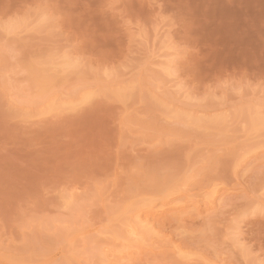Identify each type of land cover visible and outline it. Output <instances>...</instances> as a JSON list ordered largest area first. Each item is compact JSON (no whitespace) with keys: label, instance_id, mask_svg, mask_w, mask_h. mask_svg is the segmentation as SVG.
I'll return each instance as SVG.
<instances>
[{"label":"rangeland","instance_id":"1","mask_svg":"<svg viewBox=\"0 0 264 264\" xmlns=\"http://www.w3.org/2000/svg\"><path fill=\"white\" fill-rule=\"evenodd\" d=\"M0 264H264V0H0Z\"/></svg>","mask_w":264,"mask_h":264},{"label":"bare ground","instance_id":"2","mask_svg":"<svg viewBox=\"0 0 264 264\" xmlns=\"http://www.w3.org/2000/svg\"><path fill=\"white\" fill-rule=\"evenodd\" d=\"M215 190V189H214ZM217 190V189H216ZM212 192V191H211ZM214 193V195L216 194V191L215 192H213ZM213 193L211 194L210 193V197L212 198L214 195H213ZM213 195V196H212ZM217 196V195H216ZM215 197V196H214ZM212 199H214V198H212ZM212 199H210V201L209 202H212L213 200ZM209 200V199H208ZM212 200V201H211ZM151 207H153V206H151ZM149 207H147V209H148ZM163 208V207H162ZM162 208H160V210H162V211H164ZM154 210H157V209H154ZM148 212H149V215H145V216H143L142 214H141V212L140 211H138L136 214H137V216H136V219H135V221H137L136 223V226L137 227H139V228H141L142 229V231L144 232V234L146 233V234H151V231H153V221H152V218L154 219V216H155V214H154V216H153V214H150V212L152 211V208H150V211H149V209L147 210ZM145 212H146V210H145ZM161 212V211H160ZM146 214V213H145ZM158 214V213H157ZM143 216V217H142ZM152 221V222H151ZM141 231V232H142ZM135 231L133 230V233H134ZM155 232V231H154ZM153 232V233H154ZM136 234H137V232H136ZM131 236V235H130ZM135 236V235H134ZM133 236V237H134ZM133 237H132V239H133ZM135 239V238H134Z\"/></svg>","mask_w":264,"mask_h":264}]
</instances>
